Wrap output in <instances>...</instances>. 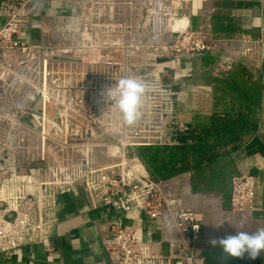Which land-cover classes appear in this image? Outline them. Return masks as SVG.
Returning a JSON list of instances; mask_svg holds the SVG:
<instances>
[{
	"label": "built area",
	"instance_id": "built-area-1",
	"mask_svg": "<svg viewBox=\"0 0 264 264\" xmlns=\"http://www.w3.org/2000/svg\"><path fill=\"white\" fill-rule=\"evenodd\" d=\"M65 1L73 12L60 16L59 26L39 45L23 39L33 0L0 1V253L24 244L49 248L57 222L56 195L78 185L91 208L111 206L125 214L137 210L158 220V242L144 239L138 225L109 224L101 243L111 261L171 264L172 256L161 250L167 241L178 244L175 258L182 264H194L207 222L196 218L195 205L185 202L173 182L182 173L154 181L139 167L135 152L138 146L166 144L161 142L166 126L188 130L172 119L177 95L172 83L147 67L158 58L219 47L232 58H243L255 50L256 41L223 40L212 37L208 28L174 26L166 9L172 0ZM54 44L90 62L56 66L46 52ZM116 49L121 61L114 58ZM128 51L143 56L145 67L126 65ZM125 77L148 85L142 117L133 126L124 124L112 101L101 96ZM52 144L58 145V158L48 153ZM255 187L252 173L234 174L228 212L246 221ZM216 212L208 214L211 224Z\"/></svg>",
	"mask_w": 264,
	"mask_h": 264
},
{
	"label": "crops",
	"instance_id": "crops-1",
	"mask_svg": "<svg viewBox=\"0 0 264 264\" xmlns=\"http://www.w3.org/2000/svg\"><path fill=\"white\" fill-rule=\"evenodd\" d=\"M166 9L174 26L182 28L179 23L183 22L185 28L193 31L208 28L214 38L256 41L255 50L243 58H232L219 47L147 67L158 72L162 81L172 83L177 92L172 119L188 126V130L172 125L165 127L161 142L166 144L190 141L191 126L203 121V114L213 110V91L217 81L225 78L224 73L229 69L223 71V68L227 64L231 65L230 71L237 64L244 67L251 80H259L261 84L259 103L252 111L256 129L231 153L235 174L247 172L256 177L249 218L244 221L239 214L228 212L229 194L223 198L217 194L192 193L189 172L173 179L185 202L195 205L196 218L207 222L204 238L196 247L194 264H221L222 249L212 248L208 243L210 237L236 235L238 231L254 233L264 228V0H172ZM73 10V5L65 0H33L27 10L23 39L33 45L46 42L51 31L59 26L60 16ZM3 22L0 14V28ZM35 123L31 114V124ZM139 164L145 171L142 162ZM55 207L57 222L49 238V248L41 243L24 244L0 253V264H118L108 258L101 243L111 223L138 225L142 237L153 242L161 238L157 219H149L137 210L125 214L111 206L91 208L78 185L59 191ZM213 210L219 216L211 224L212 216L208 214ZM217 224L222 225L217 228ZM161 250L164 255L172 256L171 264H182L175 258L179 253L178 244L162 241ZM224 264H264V252L255 260L248 259L246 254L244 259L230 258Z\"/></svg>",
	"mask_w": 264,
	"mask_h": 264
},
{
	"label": "trees",
	"instance_id": "trees-1",
	"mask_svg": "<svg viewBox=\"0 0 264 264\" xmlns=\"http://www.w3.org/2000/svg\"><path fill=\"white\" fill-rule=\"evenodd\" d=\"M224 74L213 91V110L191 126L189 142L136 147L135 152L152 180L189 172L193 193L223 198L230 194V181L235 174L231 153L256 129L252 111L259 103L261 84L251 80L249 72L238 64Z\"/></svg>",
	"mask_w": 264,
	"mask_h": 264
},
{
	"label": "clouds",
	"instance_id": "clouds-1",
	"mask_svg": "<svg viewBox=\"0 0 264 264\" xmlns=\"http://www.w3.org/2000/svg\"><path fill=\"white\" fill-rule=\"evenodd\" d=\"M148 85L141 79L135 77L120 78L115 85L102 92L101 96H106L108 102L120 112L124 124L135 125L142 117L141 107ZM223 224V223H222ZM222 224L215 225L219 228ZM208 243L212 248L220 247L222 253L219 255L221 264L230 258L250 260L257 259L261 252H264V228L257 229L254 233L238 231L236 235L224 237H210Z\"/></svg>",
	"mask_w": 264,
	"mask_h": 264
},
{
	"label": "rangeland",
	"instance_id": "rangeland-1",
	"mask_svg": "<svg viewBox=\"0 0 264 264\" xmlns=\"http://www.w3.org/2000/svg\"><path fill=\"white\" fill-rule=\"evenodd\" d=\"M46 52H47V55L49 56V61L56 66L70 65V64L82 65V63L84 64V63L90 62L89 60H86V59L82 60L81 54L66 50L63 47L61 48V46H59L58 44H54L50 48H47ZM136 54L137 53L135 51H130L129 53H127L125 57V63L131 68L139 67L140 69H142L146 65V64H141V62H143L145 58L143 56H140L138 54L136 55ZM114 58L116 59V61H121L123 59L121 55V51L119 49L115 50ZM146 58L149 59V57H146ZM139 65H142V66H139ZM58 149L59 148L57 144H52V148L48 147L49 155L55 156L58 158L59 156Z\"/></svg>",
	"mask_w": 264,
	"mask_h": 264
},
{
	"label": "water",
	"instance_id": "water-1",
	"mask_svg": "<svg viewBox=\"0 0 264 264\" xmlns=\"http://www.w3.org/2000/svg\"><path fill=\"white\" fill-rule=\"evenodd\" d=\"M168 59L167 58H158L157 60H156V62H163V61H167Z\"/></svg>",
	"mask_w": 264,
	"mask_h": 264
},
{
	"label": "bare ground",
	"instance_id": "bare-ground-1",
	"mask_svg": "<svg viewBox=\"0 0 264 264\" xmlns=\"http://www.w3.org/2000/svg\"><path fill=\"white\" fill-rule=\"evenodd\" d=\"M182 20L185 21L184 19H182ZM182 20H181V21H182ZM178 22H180V21L178 20ZM178 22H177V23H178ZM182 24H183V25H182ZM185 24H186V23H185ZM179 25L184 27V23H183V22H180ZM178 27H179V26H178Z\"/></svg>",
	"mask_w": 264,
	"mask_h": 264
}]
</instances>
